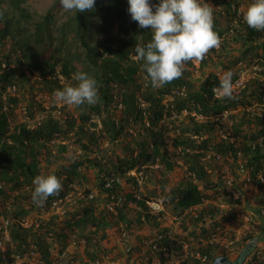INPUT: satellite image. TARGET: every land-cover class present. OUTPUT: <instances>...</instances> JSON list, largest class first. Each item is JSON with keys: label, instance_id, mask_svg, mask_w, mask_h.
I'll return each mask as SVG.
<instances>
[{"label": "trees", "instance_id": "trees-1", "mask_svg": "<svg viewBox=\"0 0 264 264\" xmlns=\"http://www.w3.org/2000/svg\"><path fill=\"white\" fill-rule=\"evenodd\" d=\"M122 1L96 0L94 11L75 12V15L65 21L61 27L62 36L56 40L49 29L52 20L51 11L31 28L27 27L29 19L24 17V15L27 16L23 9L26 0H0V13H2L0 15V198H8L12 194L27 198L34 190V178L40 173L41 157L44 155L46 163L50 162V154H45L49 151L48 145L55 139L69 137L70 134L74 138L73 142L82 149L83 155L71 160L72 162L68 165L62 164L67 161L62 157L61 165L53 173L62 178L63 190L59 196L49 197L46 204L48 201L64 200L73 186H81L83 181H87L85 172L91 168L98 169L101 175L109 177L113 172L119 174L125 168L128 170L140 168L152 162L155 157H160L166 169L172 170L174 165L168 159L166 149H162L166 142L160 130L153 132L152 146L141 145L137 153L131 150L129 161L125 159L117 165L112 161L100 164L96 158L90 157L93 148L101 139L114 141L121 137L125 127L130 124V115L141 117V114L145 113L149 126L157 129L166 112L163 100L166 96H170L168 110L171 113L174 112L177 115H181L184 111L189 113L187 122L180 127L173 144L183 150L187 169L203 186L202 190L196 183L191 182L184 188L172 189V201L182 210L201 205L206 199L215 195H224L239 203L241 195L236 187L237 183L243 184L239 182L242 176L241 171L255 176L264 164V145L255 144L258 137L264 135V118L257 115L251 116L246 111L248 104L252 101L264 102V82L259 79H250L243 88L234 92L235 99H218L212 92L213 87L219 86L220 78L217 75L210 73L197 86L184 72L182 78L161 88H153L148 80L146 87L138 86L136 94L126 93V90L135 82L134 76L139 70L147 75L142 68L143 61L131 59V56L135 58V47L146 45L151 41L153 34L150 28L141 29L130 18L128 12L119 7ZM212 1L217 8L214 12V30L218 32L221 41H224V30L220 27L222 14L219 9L223 8L224 12L230 11L232 14L237 10L233 8L230 0ZM149 2L156 5L160 0H149ZM57 6H60V0L54 2L52 10ZM16 11L20 14L17 17L11 14ZM95 12H97L96 28L93 29L91 25ZM20 20H25L26 25H21ZM115 23L118 24V32L116 36H112L110 32ZM242 23L245 31L237 35L239 39L251 42L255 38L264 37V31L249 28L244 20ZM93 31H97L98 38L95 42L92 40ZM71 32L81 43L80 52H73L65 39V35ZM70 44H73V41ZM44 45L46 49L41 51ZM259 46L264 52V42ZM219 49L210 50L202 62L203 65L208 64L211 55L224 52L225 45L221 44ZM12 52L18 56L17 61L13 60ZM105 54L107 56H104ZM23 64L37 71L40 79L32 81L23 68ZM76 72H86L97 81L98 103L91 106H74L76 115L68 111L64 105L58 116L50 114L35 127L20 124L11 131L10 107L12 110L19 105L26 94H33L36 90L53 94L58 89L62 90L68 85H75L77 82L72 79V76ZM262 74L264 76V71ZM237 78L238 76L235 75L233 80ZM182 87L185 89L184 92H181ZM122 90H125L124 93ZM119 102L125 106L123 110L126 114L125 119H117L115 116ZM27 107L31 114L33 103L29 101ZM193 112L201 116L203 121L190 115ZM224 114L231 115L232 126L228 130L232 136L229 134L225 138H220L215 135V130L222 128L223 124L220 120ZM93 115L101 119L100 130L96 129L98 123L91 121ZM227 132L226 129L225 133L228 134ZM210 151H213L221 161L222 165H218L220 171L224 167L229 169L234 177L232 185H226L221 179L223 173L218 175L223 183L222 188H218V185L211 180L203 161L205 153ZM124 163L125 166L122 168L121 164ZM81 167L84 168V172L80 169ZM99 186L101 187L100 195L116 205L117 218L122 222L127 221L128 202H134L144 210L147 209L146 200H136L134 189L124 192V188L116 179L110 186H106L104 181ZM208 191L211 192L208 193ZM89 196L90 191L87 190L84 198L77 199L76 210L69 214L71 222L77 226L84 225V228L89 230L106 227L109 224V218L115 217L114 213L108 208L98 212L99 197L89 198ZM261 200L264 202V196ZM19 212L22 215L27 214L25 210ZM214 213L216 208L211 206L208 212L205 210L200 212L198 218L202 220L204 214L213 216ZM144 217L147 220L152 218L148 212L144 213ZM49 224L55 225L54 221ZM49 224L46 226L38 224L37 227H23L20 223L12 224L11 241L27 243V240L31 239L43 257L51 259L49 246L43 239L44 233H42L47 227L52 226ZM50 233L53 234V232ZM89 234L86 236L81 234V237L90 242ZM60 236L58 235V238ZM199 251L202 256H208L206 264L214 261L208 246L201 247ZM1 259L0 254V261Z\"/></svg>", "mask_w": 264, "mask_h": 264}, {"label": "rangeland", "instance_id": "rangeland-1", "mask_svg": "<svg viewBox=\"0 0 264 264\" xmlns=\"http://www.w3.org/2000/svg\"><path fill=\"white\" fill-rule=\"evenodd\" d=\"M55 1L26 0L23 9L27 13V16L24 15L25 19H29L27 27L31 28L40 18L51 11L52 20L49 29L57 40L62 36L61 27L65 21L75 15V11H65L60 6L52 10ZM230 1L233 8L237 10L236 13L232 14L230 11L224 12L223 8L219 9L222 14L220 27L224 30L223 37L225 38L221 43L225 45L224 52L211 55L212 57L207 59L209 62L206 65H203V61L189 62L187 65L185 72L190 81L197 86L210 73L221 78L229 70L233 72V77L238 76L237 79L233 80L236 84L235 91L243 88L242 85L238 86L241 81L246 83L250 79H259L264 82L262 74L264 71V52L259 46L264 42V37L255 38L251 42H246L245 39L237 37L245 31L242 23L243 13L252 2L250 0ZM205 2L214 7V12L217 10L216 4L212 0H205ZM119 7L127 11L129 7L127 0H123ZM11 14L16 17L20 15L18 11L11 12ZM96 15L97 12L92 19L91 26L94 27L93 29L96 28ZM213 15L215 14L213 13ZM20 21L21 25H26L25 20ZM96 32L93 31V42L98 38ZM117 32L118 24L115 23V26L111 28L110 35L116 36ZM74 35L71 32L65 35V39L72 47L73 52H80L82 50L81 43L74 38ZM69 41H73V44H70ZM44 49H46V45L41 47V51ZM17 57L12 52L13 60L17 61ZM131 59L135 58L131 56ZM23 68L32 81L40 79V74L37 71L25 64H23ZM145 77L146 75L139 70L134 76L135 82L126 90V93L136 94L138 86L146 87L148 79ZM184 90L182 87L181 92ZM123 91L125 90H122V93H124ZM170 100V96H166L163 100L166 112L157 129L149 126L145 113H142L141 117L130 115V124L125 127L121 137L114 141L101 139L90 155L91 158H96L100 164L112 161L117 165L125 159L129 161L132 154L130 151L137 153V149L144 144L152 146L153 132L160 130L166 142L162 149H166L169 155L168 159L174 165L172 170H167L161 158L155 157L152 162L140 168L136 167L131 170L125 168L119 174L114 172L111 174L118 179L124 188V192L134 189L136 200L154 201L162 205V210L154 211L148 204L147 209L144 210L143 207L137 206L134 202H128L126 222L118 220V212L115 209V217L109 218V224L106 227L89 230L88 228L85 229L84 225H75L71 222L69 214L74 213L77 199L84 198L87 190L90 191V196L99 197L98 212L107 209L110 205V200L100 195L101 187L99 184L103 181L106 182L111 175L109 177L108 175H101L98 169L94 170L93 168L85 172L87 181H83L81 186H73V189L67 192L64 200L48 201L44 206L38 207L33 203L31 193L27 198L12 194L8 198H0V223L3 220H9L10 229L12 224L17 223L23 227H37L38 224H45L46 226L54 221L56 226L49 224L52 226L47 227L42 232L44 233L43 239L49 246L51 259L44 258L37 245L28 239L27 243L7 242L4 245V250H1L4 252L5 259L2 258L0 264H206L198 258L199 249L204 246H208L209 253L214 259L222 256L231 262L241 260V264H256L252 250L264 245V216L261 214L263 195L254 190L253 183H237L236 188L241 195L239 203L224 195H215L206 199L201 205L182 210L172 201V189L184 188L191 182L196 183L202 190L203 186L187 169L183 150L173 144L180 127L187 122L189 113L187 111L182 112L181 115L171 113L168 110ZM29 101L33 103L31 114L27 107ZM63 106L64 104L56 102L53 94L48 92L36 90L33 94H26L18 106L12 110H10L11 107L9 108V111H12L9 117L10 129L14 131L20 124L35 127L47 115H60ZM141 107L144 108L142 105ZM66 108L72 114H77L74 106L66 105ZM124 108L125 106L119 102L115 111L117 119H125ZM190 115L199 121H203V118L195 112ZM91 121L98 123L96 129L102 128L99 117L93 115ZM220 123L223 126L215 130V135L220 138H225L229 134L232 136L228 130L232 126L231 115L224 114ZM226 129L228 134L225 133ZM72 137L70 134L69 137L57 138L48 145L49 151L45 154H50V162L46 163L44 155L41 157L39 175L53 173L61 165L62 157L67 159L62 164L68 165L83 155L82 149L73 142L74 138ZM232 138L235 139V137ZM205 154L203 157L205 169L213 183H216L218 188H222L223 183L218 176L224 174L223 169L220 171L218 168V165H222V163L213 151ZM124 166L125 163L121 164L122 168ZM80 169L85 171L83 167ZM221 179L224 180V175L221 176ZM211 206L216 208V213L213 216L204 214L203 220L198 218L199 216L197 217V214L203 210L208 212V208ZM20 210H25L27 214L22 215ZM145 212L152 216L150 220L144 217ZM205 218L208 220L205 221ZM90 231L92 232L89 234ZM213 232L219 234L213 243H207L206 239ZM81 234L84 236L89 234L91 241L83 239ZM58 235L61 236L58 238ZM159 235L164 236L161 244L167 242L168 245V250L166 249L164 252L152 248V243L158 239Z\"/></svg>", "mask_w": 264, "mask_h": 264}, {"label": "clouds", "instance_id": "clouds-1", "mask_svg": "<svg viewBox=\"0 0 264 264\" xmlns=\"http://www.w3.org/2000/svg\"><path fill=\"white\" fill-rule=\"evenodd\" d=\"M127 2L131 19L141 29L150 28L153 34L146 45L135 47V59L143 61L145 78L150 80L153 88L182 78L189 62H202L210 50L219 48L222 43L214 30V7L205 0H160L156 5L150 4L149 0ZM95 3L96 0H60L63 10L77 13L94 11ZM243 20L249 28L264 31V0H252L243 13ZM233 75L231 70L226 71L219 86L212 88L216 98L235 99ZM72 79L77 82L75 85L54 91L56 102L75 107L98 103V86L94 78L86 72H76ZM33 185L31 198L38 207L44 206L49 197L59 196L63 190L62 178L54 173L37 175Z\"/></svg>", "mask_w": 264, "mask_h": 264}, {"label": "built area", "instance_id": "built-area-1", "mask_svg": "<svg viewBox=\"0 0 264 264\" xmlns=\"http://www.w3.org/2000/svg\"><path fill=\"white\" fill-rule=\"evenodd\" d=\"M264 70V68H263ZM245 82H240L238 84V86L244 87ZM246 111L249 112V115L254 116L257 115L259 117H263L264 118V102L262 103H258L257 101H252L250 104H248V107L246 108ZM258 143V145L262 146L264 145V135L258 137V139L256 140L255 144ZM238 154L240 155V152H238ZM224 171V180L226 185H232L234 182V177L231 175L229 169L227 167L223 168ZM241 174L243 176V178H240V182L243 184H249V183H253V188L256 192L261 193L264 196V164H262V167L260 169V171H258L256 173L255 176H251L249 174V172H243L241 171ZM241 176V177H242ZM118 180L114 175L111 174V176L107 179L106 181V186H110V184L113 182V180ZM259 181V182H254V181ZM92 196H90L91 198ZM146 203L150 206V208H152L154 211H160L162 210V205L158 204L154 201H146ZM116 209V205L111 202L110 205L108 206V210L112 213H114V210ZM261 214L264 216V202H262L261 205ZM198 217V214H197ZM203 220V219H202ZM208 220L207 218H205V221ZM10 229H9V220H3L0 223V252H1V257L3 259H5L4 257V252L1 250H4V245L11 241L10 238ZM219 233L213 232L212 235H210L207 239L206 242L207 243H213L214 239L217 237ZM158 239H156V241H154L152 243V248L154 250L157 251H162L164 252L167 249V242L161 244V242H163L164 236L163 235H159L157 237ZM168 250V249H167ZM199 255V260H202V262L206 263L208 260V256L204 255L202 256L201 253H198ZM252 256L255 258L256 264H264V245L261 247H258L254 250H252ZM132 264V263H129Z\"/></svg>", "mask_w": 264, "mask_h": 264}, {"label": "water", "instance_id": "water-1", "mask_svg": "<svg viewBox=\"0 0 264 264\" xmlns=\"http://www.w3.org/2000/svg\"><path fill=\"white\" fill-rule=\"evenodd\" d=\"M240 263H241L240 260L231 262L228 258L221 256L214 259V261L211 264H240Z\"/></svg>", "mask_w": 264, "mask_h": 264}]
</instances>
